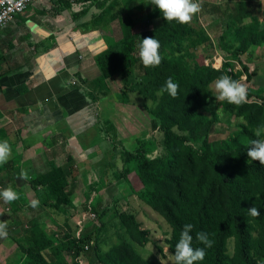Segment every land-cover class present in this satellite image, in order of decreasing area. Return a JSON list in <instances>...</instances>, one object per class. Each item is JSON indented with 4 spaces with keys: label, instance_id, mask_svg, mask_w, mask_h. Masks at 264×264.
Returning <instances> with one entry per match:
<instances>
[{
    "label": "trees",
    "instance_id": "obj_1",
    "mask_svg": "<svg viewBox=\"0 0 264 264\" xmlns=\"http://www.w3.org/2000/svg\"><path fill=\"white\" fill-rule=\"evenodd\" d=\"M89 1L101 10L97 18L113 16L111 0ZM236 6L233 10L227 4L225 10H219L217 5L204 3L203 10L217 19L218 29L211 27L216 34L212 37L198 19L187 24L167 22L156 7L149 18L160 20L161 26L154 29L138 30L131 17L118 12L113 19L121 22V38L95 57L101 75L88 92L90 103L110 94L107 83L116 78L122 82L119 101L130 103L131 96L138 94L152 121L148 129L126 140L117 139L108 118L102 122L100 138L107 143L109 156L105 179L92 193L117 186L121 194L123 182L130 183V175L135 173L143 186L131 188L129 195L137 196L170 228L165 239L169 264H174L175 245L189 223L194 226L190 233L193 248L206 252L197 264H264V165L247 155L250 141L257 138L255 130L264 127V88L251 85L255 76L264 75V65L252 71L246 60L253 48L264 47V8L260 0H242ZM146 37L160 43L159 66L145 67L139 58L138 46ZM216 53L222 58L220 68L213 66ZM225 74L234 80L245 76L247 98L239 105L217 102L237 128L225 139H213L221 117L208 112V107L216 101L213 81ZM169 77L180 86L175 98L167 93L157 95ZM153 144L158 145L159 154L151 157ZM65 158L64 165L57 166L50 157L46 171L32 174L28 185L43 208L61 210L68 228L57 224L42 227L38 222L22 227L25 244L18 246L22 255L16 264H81L85 247L92 245L93 264H155L136 248L153 240L152 231L132 211L114 210L116 243L102 249L101 244L107 245L109 238L100 237L108 225L102 219L111 210L102 206L103 200L97 207L85 200L83 209L73 204L78 169L70 155ZM253 206L260 216L248 214ZM88 213L100 221L96 233L86 234L78 224ZM72 219L76 228L71 226ZM197 232H206L212 246L200 243ZM156 246L167 258L164 246Z\"/></svg>",
    "mask_w": 264,
    "mask_h": 264
},
{
    "label": "crops",
    "instance_id": "obj_2",
    "mask_svg": "<svg viewBox=\"0 0 264 264\" xmlns=\"http://www.w3.org/2000/svg\"><path fill=\"white\" fill-rule=\"evenodd\" d=\"M111 1L113 16L101 20L97 18L100 8L89 0H40L0 29V141L7 140L11 146L7 162L0 164V188L11 186L17 192L20 186L17 200L6 203L0 198V221L7 222L8 233L0 237V264H7L12 256L16 259L18 246L25 244L24 229L30 223L66 226L61 210L43 208L28 185L32 174L46 171L50 157L61 166L70 155L78 169L77 157L94 147L86 143L89 134L100 138L107 118L118 140L139 135L151 125L152 118L142 103L137 104L132 96L130 103L119 101V79L108 81L111 92L97 103L88 98L101 75L95 57L122 36L120 20L113 19L116 13L131 17L138 30L154 29L158 22L149 18L155 8L151 0ZM202 2L223 10L221 5L226 1ZM203 11L202 19L198 17L203 25L216 23L214 16ZM218 57H214L215 68L222 65ZM129 124L133 130L137 124L144 127L139 130L137 125V131L125 136ZM106 144L100 149L108 148ZM22 170L26 178H21Z\"/></svg>",
    "mask_w": 264,
    "mask_h": 264
},
{
    "label": "rangeland",
    "instance_id": "obj_3",
    "mask_svg": "<svg viewBox=\"0 0 264 264\" xmlns=\"http://www.w3.org/2000/svg\"><path fill=\"white\" fill-rule=\"evenodd\" d=\"M225 1L226 2L221 5V8L225 10L228 4L227 1H229L231 8L234 10V9H237L236 5H238V3L242 0H237V2L234 0H225ZM230 1H232L233 3ZM260 4H261V8L262 6L264 8V0H260ZM202 5H204L203 2H202ZM203 13L204 11L202 8L198 14L193 16L192 19H198L200 15L202 19ZM245 21L247 23L249 22L248 19ZM213 25H217V24L214 23L207 27L204 24L205 28L208 31L210 30L209 33L211 37L216 35L214 31H211V26ZM160 26H161V22L160 20H158V22H156V27H160ZM214 29H218V27L215 26ZM253 50H254V53L252 54V56L250 58H246V60L249 63L248 65L250 67V70L259 71L261 67L264 65V47H262L261 49L255 47L253 48ZM215 56L218 57V53H216ZM219 65H220V60L218 59L217 66ZM237 69H240L239 65H237ZM242 78H243L242 83L246 85L245 76H243ZM251 85L253 87L264 88V75L259 73L257 76H255L251 82ZM213 90L215 91L214 86H213ZM133 97L137 104L141 106V103H142V106H143V104L145 103V100H143L141 96H139L138 94H133L132 98ZM217 102H218L217 100L211 102L208 107V112L214 111L218 113L219 116L221 117V122L216 125L215 131L212 134V138L213 139H225L226 137L229 136V134L234 132L237 127L234 124V120L230 119L227 115H224L222 111H220V108L218 107ZM133 124L135 123L133 122ZM137 125H136V128L133 130V129H129L130 128L129 127L130 124H129L127 127V130L129 131V133L125 134V136L131 134L132 132L137 131ZM138 127H139V130H141L143 129L144 126L141 127L138 125ZM86 143L88 146L92 145V147L93 146L94 147L91 150H88L85 156L77 157L78 161L76 163V166L78 167V170L76 171V174H75L74 185H76V188H75L74 195L72 196V202L77 207L83 209L85 206V200L86 201L91 200L90 203L95 207H97V204L103 200L104 202L102 206L104 207L105 205H108V207L110 208L111 212L108 214V216L102 219L108 225L106 229L100 233V237L101 239L109 237L107 245L101 244L102 249L103 250L108 249V247L112 243L114 244V242L116 241V236L113 235L115 231V226H116V223L112 218V216L114 215V210L118 208L119 210L132 211L136 213L138 218L144 223V226L149 228L152 231L153 241L149 243L148 245H146L145 247L137 246L136 247L137 250L140 252V254H142L144 258H146L149 261L154 262L155 264H169L170 255L168 254L167 247H165V239L167 237L166 232H169V236H170V228L168 224L158 213L154 212L143 201L139 200L137 196L129 195L132 190L131 188L137 190L143 186V184L139 181L137 175L135 173L130 175V183L123 182L121 186L123 191L121 192V194L119 193L120 191L117 188V186H113L111 188L106 189L103 193H101L102 191H100V193L93 195L92 193L93 190L95 188L96 189L98 188V185L96 184L100 182L101 180L104 181L105 179L104 178L105 177V162L107 161L104 162V160L107 159L109 155H108V150H107L108 148H106L105 150L100 149V147L103 146V144L106 142H104L101 138H98L97 134L95 133L89 134ZM150 148L151 149H150L149 154L151 155V157H154L157 154H159V148L157 144L151 145ZM93 152H95V155L93 156L88 155ZM100 153H102V155ZM118 198L121 199L120 202L119 200H117ZM81 222H82L81 230L82 232L86 234L96 233V230H98L100 227L99 219L96 216L92 218L89 215V213L86 215L85 218L83 217ZM75 224L76 222L72 220L71 226L76 228ZM63 225L65 226V224ZM60 227H63V226H60ZM65 228H68V227L65 226ZM230 241L233 244L232 239ZM156 244L164 246L167 258L162 257V255L158 253ZM21 255L22 254L18 251L16 259H13V256L10 257L7 264H16L17 262H19ZM82 261H83V264H93V262L96 261L94 245L89 247V249L83 254Z\"/></svg>",
    "mask_w": 264,
    "mask_h": 264
},
{
    "label": "clouds",
    "instance_id": "obj_4",
    "mask_svg": "<svg viewBox=\"0 0 264 264\" xmlns=\"http://www.w3.org/2000/svg\"><path fill=\"white\" fill-rule=\"evenodd\" d=\"M151 4L159 9L167 22L177 21L180 24L189 23L193 16L202 9V0H151ZM139 58L145 67H156L162 62L160 55V43L156 38H143L138 46ZM241 80H234L228 75H221L213 81L215 98L219 102L239 105L246 101L247 87ZM179 84L169 77L157 95L163 96L165 93L175 98L178 94ZM256 139L250 141L247 155L251 161H259L264 165V127L257 128L254 132ZM11 155V146L7 140L0 141V164L7 162ZM21 178H26V173L21 171ZM0 198L6 203H11L19 198L18 193L11 186L0 190ZM253 217L260 216L259 210L253 206L247 210ZM192 224H185L180 234V238L175 245L173 254L174 264H197L203 261L206 252L204 248H193ZM7 222L0 221V237L7 236ZM196 239L206 247L212 246V241L208 239L206 232H197Z\"/></svg>",
    "mask_w": 264,
    "mask_h": 264
},
{
    "label": "built area",
    "instance_id": "obj_5",
    "mask_svg": "<svg viewBox=\"0 0 264 264\" xmlns=\"http://www.w3.org/2000/svg\"><path fill=\"white\" fill-rule=\"evenodd\" d=\"M39 1L40 0H0V29L13 22L17 16L23 14L30 6L36 4ZM86 215L84 216V218L86 217ZM89 215L92 218L95 217V214L93 213H89ZM81 223V221L78 222L80 228ZM79 234L80 231H78L77 236H79ZM88 249L89 247L86 246L85 252ZM81 264H83V261H81Z\"/></svg>",
    "mask_w": 264,
    "mask_h": 264
}]
</instances>
